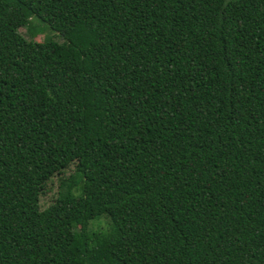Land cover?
<instances>
[{
  "label": "trees",
  "instance_id": "1",
  "mask_svg": "<svg viewBox=\"0 0 264 264\" xmlns=\"http://www.w3.org/2000/svg\"><path fill=\"white\" fill-rule=\"evenodd\" d=\"M0 264H264V0H0Z\"/></svg>",
  "mask_w": 264,
  "mask_h": 264
},
{
  "label": "rangeland",
  "instance_id": "2",
  "mask_svg": "<svg viewBox=\"0 0 264 264\" xmlns=\"http://www.w3.org/2000/svg\"><path fill=\"white\" fill-rule=\"evenodd\" d=\"M27 16L32 18L31 12L27 9H24ZM40 22L36 19H32L30 21V25L27 27L28 29H23L21 32L23 35L27 37V39L35 41V42H43L46 37L48 36V32L40 26ZM49 39H55L53 36L49 37ZM75 173V166L70 168L68 171L64 172L62 175L55 177L49 184V192H47L42 198V208H48L54 200L57 198V195L60 191V186L64 181H67L71 178L72 175ZM81 181L78 180L75 184L74 190L79 192V185ZM102 225V223L100 224ZM95 229H98L99 226L95 225Z\"/></svg>",
  "mask_w": 264,
  "mask_h": 264
}]
</instances>
